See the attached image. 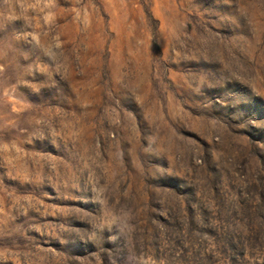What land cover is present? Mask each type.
<instances>
[{
	"label": "rangeland",
	"instance_id": "374dc122",
	"mask_svg": "<svg viewBox=\"0 0 264 264\" xmlns=\"http://www.w3.org/2000/svg\"><path fill=\"white\" fill-rule=\"evenodd\" d=\"M0 264H264V0H0Z\"/></svg>",
	"mask_w": 264,
	"mask_h": 264
}]
</instances>
